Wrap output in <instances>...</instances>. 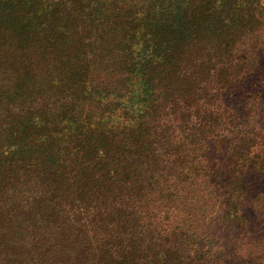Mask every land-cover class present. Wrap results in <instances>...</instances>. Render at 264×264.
I'll list each match as a JSON object with an SVG mask.
<instances>
[{"label":"trees","instance_id":"obj_1","mask_svg":"<svg viewBox=\"0 0 264 264\" xmlns=\"http://www.w3.org/2000/svg\"><path fill=\"white\" fill-rule=\"evenodd\" d=\"M260 211L264 0H0V264H251Z\"/></svg>","mask_w":264,"mask_h":264},{"label":"rangeland","instance_id":"obj_2","mask_svg":"<svg viewBox=\"0 0 264 264\" xmlns=\"http://www.w3.org/2000/svg\"><path fill=\"white\" fill-rule=\"evenodd\" d=\"M258 227L261 228V229L258 228L260 231L258 234L264 236V216L262 215L261 211H260ZM230 262L232 261L229 259L223 258L218 264H229ZM250 263L251 264H264V254H260L257 258H253Z\"/></svg>","mask_w":264,"mask_h":264}]
</instances>
